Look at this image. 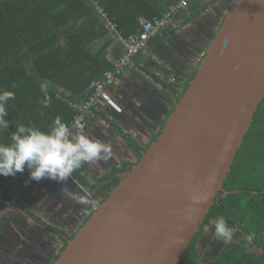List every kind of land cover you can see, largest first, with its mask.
<instances>
[{"label":"trees","instance_id":"obj_1","mask_svg":"<svg viewBox=\"0 0 264 264\" xmlns=\"http://www.w3.org/2000/svg\"><path fill=\"white\" fill-rule=\"evenodd\" d=\"M220 1L213 0L207 4L195 5L189 0L193 15L185 25L198 19ZM152 3V0H0V90L12 91L16 96L14 100L8 101L7 119L11 121V128L0 132V143H9L11 131L20 124L48 131L54 118L60 116L71 126L78 112L70 106V102L80 104L86 101L91 83L102 80L106 72L114 70L108 59L110 41H105L112 35L99 15L98 7L108 13L109 19L118 25L124 37H129L139 31V19L153 20L160 16L158 9L153 11ZM132 8L138 9L139 12L145 9L146 13H132ZM214 37L210 39L211 42ZM156 38L151 42L159 39ZM183 46L185 47V42L180 47ZM209 46L187 77H182L180 62L174 54L182 49L178 45L176 49L166 48L162 60L175 76V83L169 82L171 75L162 69L147 66L143 53L135 58L131 69L127 71L128 76H138L139 83H144L146 76L151 78L158 86L173 93V99H170L168 107L164 106L166 110L163 115L160 118L155 117L157 121L148 130L149 141L144 145L126 133L116 120H128L126 115L138 111L132 104L135 97L141 96L138 93V85H133L128 77L117 79L108 92L112 101L123 108L122 113H118L107 102H101L99 110L93 112L88 119L87 130L80 134L94 138L91 129L94 125L91 122L100 116L101 122L104 121L127 144L125 150L136 153L137 158H126L121 164H111L108 161L105 163L108 171L104 175L95 172L92 174L85 165L73 173V180H69L67 188L71 193L87 196L83 190L93 194L105 190L99 204L113 193L131 171L128 167L138 163L142 159L141 152L147 151L160 135L179 101V95L185 93L194 79ZM47 101H50L48 107H44V102ZM138 103L141 108L143 101L140 98ZM243 152L249 155L245 160V170L239 168ZM250 169L252 174L248 172ZM23 174L26 176L28 173L26 171ZM89 177L94 183L88 182ZM47 181L36 184L25 196L31 197L39 193L35 197L38 196L37 201L41 202L42 197L49 196L46 189L55 192V197L66 194L61 191L60 185L54 182L47 185ZM110 183L113 187L108 189L106 185ZM12 186L13 182L9 177L0 176V257L7 255L5 264L12 263V258L17 255L8 247L10 239L7 234L8 217L5 214L8 209L4 207L5 201L11 196L9 194ZM224 188L227 191L240 192L225 198L222 197L223 193L218 195L199 233L179 264H264V100L255 114ZM67 198L66 204L69 200L72 202L70 195ZM87 206L85 213H80L82 219L78 227L71 235H67L70 239L75 237L94 213L92 206ZM16 207L23 210V200ZM29 214L34 216L33 212ZM218 216L225 217L229 226L235 229L234 232L241 233L244 239L233 247L215 246L216 254L206 261L199 242L206 238V235H214V220ZM36 221L39 223V220ZM65 234L64 232L63 235ZM249 234H254L251 241L246 238ZM59 241L58 251L47 264H55L66 248L67 241L62 235H59Z\"/></svg>","mask_w":264,"mask_h":264},{"label":"water","instance_id":"obj_2","mask_svg":"<svg viewBox=\"0 0 264 264\" xmlns=\"http://www.w3.org/2000/svg\"><path fill=\"white\" fill-rule=\"evenodd\" d=\"M264 100V0H236L156 141L55 264H179ZM199 197L201 203H194Z\"/></svg>","mask_w":264,"mask_h":264},{"label":"rangeland","instance_id":"obj_3","mask_svg":"<svg viewBox=\"0 0 264 264\" xmlns=\"http://www.w3.org/2000/svg\"><path fill=\"white\" fill-rule=\"evenodd\" d=\"M183 33L179 34V37H183ZM203 38L204 36L202 37V35L200 38L197 37V32L192 30L183 37V40L186 42L185 47H181L184 50L182 53L184 59H178L180 62L179 68L183 71L182 77H187L188 73L193 70L199 60L195 57L192 58V54L195 55L197 53V46ZM135 79L140 81L138 76ZM137 89L141 96L135 97L132 104L138 111L131 112L129 115H126L128 120H122L118 123L126 133L146 145L149 141L148 130L157 121L155 117L160 118L163 115L166 110L164 106L168 107L170 105L173 93L161 88L147 76L144 78V83H140ZM139 98L143 101L141 108L138 103ZM116 110L119 111L117 108ZM101 120L100 116L93 119L91 123L94 126L91 129L95 139H100L111 145L112 157L109 163L121 164V161L126 160V158H137L136 153L133 154L132 151L125 150L127 144L116 135L113 129L108 127L104 121L101 122ZM241 156L239 168L245 170V160L249 155L243 152ZM86 167L92 174L95 172L99 175H104L108 171L105 162L86 164ZM248 172L249 174L253 173L252 169L248 170ZM52 183V181H47V185H52ZM106 187L110 189L113 187V184H107ZM45 191L49 196L42 197L41 202L37 201L38 196L35 197L39 193L34 196L31 195V197L29 196L30 198L23 195L20 201L23 200L24 211H20L16 206H12L6 213L8 217L7 234L10 239L8 247L13 250L14 254L17 253L18 255L12 258V263L10 264H47L52 260L51 258H53L56 251H58L60 233H66L62 235L63 238L71 235L78 227V223L81 222L82 215L80 213L84 214L86 207H88L87 205L74 202V200L72 202L69 200L68 204H66L67 197L69 196L67 193L64 196L59 194L55 197V192H49L47 189ZM83 191L87 194V198L95 201V204L91 205L93 209L98 206L105 192V190H100L93 194L88 191V194L85 190ZM22 212H26L27 215L24 216ZM32 212L34 213L33 217L29 214ZM36 220H39V223ZM243 239V235L236 231L233 233L232 242L225 244L222 240H218L214 235L209 234L206 235V238L200 240L199 245L203 251L204 259L208 261V259L216 254L215 246L233 247ZM6 256L0 257V264L6 263Z\"/></svg>","mask_w":264,"mask_h":264},{"label":"clouds","instance_id":"obj_4","mask_svg":"<svg viewBox=\"0 0 264 264\" xmlns=\"http://www.w3.org/2000/svg\"><path fill=\"white\" fill-rule=\"evenodd\" d=\"M178 16H180V14ZM156 37H158V35ZM158 58L161 59L160 57ZM154 63L165 73L174 76L171 74V70L166 66L164 61L163 63L167 68L158 66L155 61ZM128 73L129 72H127L125 77L119 79L126 78ZM15 98L14 92L0 90V132L11 128V121L7 119L9 115L7 104L8 101L14 100ZM49 102L50 101L44 102V107H48ZM109 105L115 110L117 108L119 113L122 112V109L114 102ZM79 127L83 129L84 125L80 124ZM111 157V145L100 139L90 138L85 134L74 133L72 127H70L67 122L63 121L60 116L54 118L50 130L48 131H42L31 125H17L15 130L11 131L10 142L0 143V176L5 178L9 177L10 181L13 182L9 194L11 196L5 201L4 207H6V209L10 208L7 206V202L13 201L15 192L19 193V199L15 201L12 206H16L20 202L19 200L21 197L27 193L28 190L44 180L52 181L60 185L61 191L69 193L74 202L81 205H94V200L77 193H71L67 188L68 182L70 179L73 180L71 178L73 173L82 169L86 164H95L99 162L107 163ZM26 171L28 174L25 176L23 173ZM24 177H27L25 181L26 185L31 184L33 181L37 183L29 189H24L22 185ZM88 182L91 184L94 183V180L89 177ZM9 186L11 185L9 184ZM193 200L194 203L202 202L199 197H193ZM99 205L100 204H98V206ZM97 207H95V209ZM214 224L215 237L218 240H222L225 244L231 243L235 229L229 226L225 217L218 216L215 218ZM61 235L63 234L61 233ZM246 238L251 241L254 238V234H249Z\"/></svg>","mask_w":264,"mask_h":264},{"label":"built area","instance_id":"obj_5","mask_svg":"<svg viewBox=\"0 0 264 264\" xmlns=\"http://www.w3.org/2000/svg\"><path fill=\"white\" fill-rule=\"evenodd\" d=\"M188 7L189 0H179L176 4H172L167 12L162 13L159 17H156L153 20L146 18L140 19L139 32L129 37H124L118 29V25L109 19L108 13L98 7L99 15H101L103 22L107 25L109 33L112 35L113 39L123 48V52L120 57L113 62L114 70L106 72L102 80L91 83L87 94L88 99L86 101L81 102L80 104L70 102V106L74 107L78 112V115L72 121V125L70 126L72 127L73 132L80 134L87 130L88 119L93 112L99 110L101 102L113 104L111 97L108 94V89L114 85V82L117 79L126 76L127 71L131 68L135 58L147 49L149 42L157 35H160L167 28L169 22ZM153 61H155L158 66L167 68L163 61L158 57H153ZM169 81L175 83L176 78L171 76ZM80 124L84 125L83 129L79 127ZM27 177H24L22 182L24 189H29L37 183L33 181L31 184L26 185L25 181ZM18 199L19 193L15 192L13 201L7 202V206L11 207Z\"/></svg>","mask_w":264,"mask_h":264},{"label":"crops","instance_id":"obj_6","mask_svg":"<svg viewBox=\"0 0 264 264\" xmlns=\"http://www.w3.org/2000/svg\"><path fill=\"white\" fill-rule=\"evenodd\" d=\"M152 1H153V3H152L153 11L155 9H158V13L159 12L163 13L164 11H167L168 7H170L172 4H176L177 2H179V0H152ZM191 1L193 4L198 5V4H207L213 0H190V2ZM231 3H234V0H221L220 2L211 6L210 9H208L201 16H199L198 19H195V20L189 22L187 25H185V22H187L189 20V18H191V16L193 15V12H191L190 7L187 10L180 12V16H178V17L175 16L169 22L167 28L160 35H158L159 39L156 40L157 39L156 38L155 41H152L150 43L149 47L147 48V50L143 52V55L145 56V59H146L145 64L147 66L151 67L152 69L158 68L153 61V57H160L161 59H163L162 54L164 53V51H166V48L171 47L172 49H174V48L176 49L177 45L179 48H181L180 46H182L183 42H185L183 40V37H185L187 34H189L191 30L196 31L197 37H199V38L201 35H202V37L204 36L203 40L198 45L197 53L195 55L192 54V58L195 57L196 59H201L205 53L206 48L211 43L210 39L216 35L215 33L218 31L219 27L221 26L224 18L226 17V15L228 13V11L233 6ZM143 11L146 13L145 9L141 10V12H143ZM141 12H139L138 9H133L132 13L139 14ZM139 21H140V19H139ZM184 28H189V29L185 30ZM181 33H183V37H179V34H181ZM105 41H110V43L108 45V51L110 52L108 59L111 63H113L116 59H118L120 57V55L123 52V48L121 47V45L117 41H115L113 39L112 36L107 37V40H105ZM185 44H186V42H185ZM183 52H184V50H181L178 53L174 52V54L178 57V59H184V57L182 56ZM158 70H160V69L158 68ZM127 77L132 80L133 85L134 84L140 85V83L137 82V79L134 78V77H136V75L131 74ZM122 110H123V108H122ZM116 120L119 122L120 118H118ZM25 194H24V196H25ZM22 211H24V210H22ZM23 214H24V216L27 215L26 212H24Z\"/></svg>","mask_w":264,"mask_h":264},{"label":"flooded vegetation","instance_id":"obj_7","mask_svg":"<svg viewBox=\"0 0 264 264\" xmlns=\"http://www.w3.org/2000/svg\"><path fill=\"white\" fill-rule=\"evenodd\" d=\"M46 226V225H45ZM60 235H61V233H60ZM66 237H68V236H66ZM69 238V237H68Z\"/></svg>","mask_w":264,"mask_h":264}]
</instances>
